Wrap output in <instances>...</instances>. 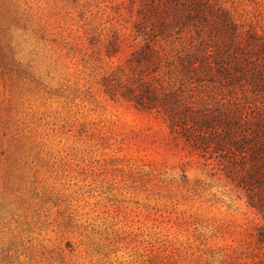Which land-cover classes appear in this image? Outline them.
Returning a JSON list of instances; mask_svg holds the SVG:
<instances>
[{
	"label": "rangeland",
	"instance_id": "1",
	"mask_svg": "<svg viewBox=\"0 0 264 264\" xmlns=\"http://www.w3.org/2000/svg\"><path fill=\"white\" fill-rule=\"evenodd\" d=\"M210 2L196 29L168 26L170 0H0V264H264L246 193L129 93L144 78L200 114L264 116V0ZM222 39L254 79L181 82L186 56L233 60Z\"/></svg>",
	"mask_w": 264,
	"mask_h": 264
},
{
	"label": "trees",
	"instance_id": "2",
	"mask_svg": "<svg viewBox=\"0 0 264 264\" xmlns=\"http://www.w3.org/2000/svg\"><path fill=\"white\" fill-rule=\"evenodd\" d=\"M170 1L173 5L169 8L177 17L174 18V22H169L168 26L192 25L200 29L210 22L208 18L212 13L211 0ZM164 10L166 12L168 8ZM233 36V31L226 35L234 44ZM221 41L223 51L233 60L224 61L221 56L214 62H203L200 57L186 56L177 64L181 73V82L185 80L191 84L205 81L216 83L217 77H223L226 79L225 82L231 85V82L244 79L247 72L254 79L253 74L260 70L259 68L256 71L255 68L260 65L250 60V53L246 55L238 53L227 41L223 39ZM157 52L155 47L148 43L141 50L136 51L141 61L152 62V67L159 68L157 60H160V56ZM206 52L211 56L214 51L208 50L205 54ZM236 59H239L238 62ZM232 62L236 65L235 73L232 72L234 65H231ZM203 69L207 74L200 75ZM259 72V82L254 84V88L256 92L262 93L264 86L260 81L264 79V72ZM138 87L137 91L129 89V93H133L141 108L163 110L168 116L172 131L184 138L195 151L204 154V157L208 155V159L216 161L227 177L246 193L248 204L257 210L263 219V225L257 229L256 239L259 244L264 245V116H233L219 111L200 114V111L182 102L181 88L174 91L173 85L159 88L154 86V83L145 81L144 78L140 79Z\"/></svg>",
	"mask_w": 264,
	"mask_h": 264
}]
</instances>
